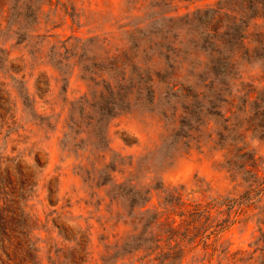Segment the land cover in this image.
<instances>
[{
  "label": "rangeland",
  "instance_id": "374dc122",
  "mask_svg": "<svg viewBox=\"0 0 264 264\" xmlns=\"http://www.w3.org/2000/svg\"><path fill=\"white\" fill-rule=\"evenodd\" d=\"M252 7L0 0V264H264Z\"/></svg>",
  "mask_w": 264,
  "mask_h": 264
},
{
  "label": "trees",
  "instance_id": "16d2710c",
  "mask_svg": "<svg viewBox=\"0 0 264 264\" xmlns=\"http://www.w3.org/2000/svg\"><path fill=\"white\" fill-rule=\"evenodd\" d=\"M249 3H252L253 2V7H252V9H253V14H251L250 16H249V18L250 19H252L253 17H255L256 16V9H255V6L256 7H260V15L262 16V17H264V0H247ZM255 5V6H254ZM169 19L171 20L172 18L171 17H169ZM215 50V49H214Z\"/></svg>",
  "mask_w": 264,
  "mask_h": 264
}]
</instances>
